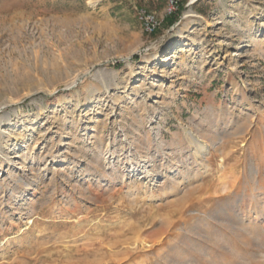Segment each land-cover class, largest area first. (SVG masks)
Returning a JSON list of instances; mask_svg holds the SVG:
<instances>
[{"label":"rangeland","instance_id":"obj_1","mask_svg":"<svg viewBox=\"0 0 264 264\" xmlns=\"http://www.w3.org/2000/svg\"><path fill=\"white\" fill-rule=\"evenodd\" d=\"M171 1L0 0V264H264V0Z\"/></svg>","mask_w":264,"mask_h":264},{"label":"bare ground","instance_id":"obj_2","mask_svg":"<svg viewBox=\"0 0 264 264\" xmlns=\"http://www.w3.org/2000/svg\"><path fill=\"white\" fill-rule=\"evenodd\" d=\"M192 1H197V0H192ZM191 12L192 11H187L185 17H188L189 16L188 14H190ZM181 59H182V62H184V60H185L184 57H182ZM235 90L236 91H241L240 85L238 83L235 84ZM187 133H188V140L191 143H194V145H195V148L197 150L196 151L197 156L205 157L206 155H208L210 153V150H211L210 145L205 139L198 137L197 134L192 129H189ZM106 154H110L111 156H113L114 152H110L109 151V147H107V152L105 153V155ZM18 157H19L18 159L21 160V162L19 163L20 167L18 169L19 174L21 175V177L19 179L14 180V182H15V184H20L22 182L23 185L30 186V184H32V182L30 180L29 173L26 172V170H27V165L26 164H27L28 161H33L34 160V155L32 153L30 156H28L25 153H21V154H19ZM127 158H128L129 162L132 160V157L128 156ZM6 159L10 163L11 159L10 158H6ZM140 161H139V163L137 162V166L138 167L141 166V164H142V162H140ZM116 164L117 163H115L114 166H112V168H114V167L117 168ZM32 172L33 171L30 170V173H32ZM147 173H148L147 175H149V176L151 175L149 171ZM40 178H41V173L38 172L36 186L39 183L38 179H40Z\"/></svg>","mask_w":264,"mask_h":264},{"label":"built area","instance_id":"obj_3","mask_svg":"<svg viewBox=\"0 0 264 264\" xmlns=\"http://www.w3.org/2000/svg\"><path fill=\"white\" fill-rule=\"evenodd\" d=\"M175 1L172 0L171 4L169 6V11L170 13L173 11V9L176 8L175 6ZM140 17L143 20V25H144V29L149 33L152 34L155 32V30H157L159 23H158V19H156L154 17V15L149 14L147 11L145 10H141L139 11Z\"/></svg>","mask_w":264,"mask_h":264},{"label":"trees","instance_id":"obj_4","mask_svg":"<svg viewBox=\"0 0 264 264\" xmlns=\"http://www.w3.org/2000/svg\"><path fill=\"white\" fill-rule=\"evenodd\" d=\"M183 9H184V7L178 9V11H176L175 14H173L171 17H169L168 23L173 25L175 22H177L180 19L181 12H182Z\"/></svg>","mask_w":264,"mask_h":264},{"label":"water","instance_id":"obj_5","mask_svg":"<svg viewBox=\"0 0 264 264\" xmlns=\"http://www.w3.org/2000/svg\"><path fill=\"white\" fill-rule=\"evenodd\" d=\"M195 2H196V1H191L190 5L193 4V3H195ZM128 59H131V58L129 57Z\"/></svg>","mask_w":264,"mask_h":264}]
</instances>
